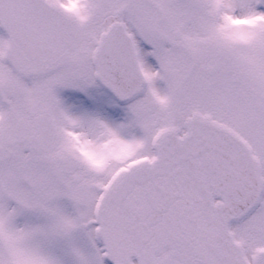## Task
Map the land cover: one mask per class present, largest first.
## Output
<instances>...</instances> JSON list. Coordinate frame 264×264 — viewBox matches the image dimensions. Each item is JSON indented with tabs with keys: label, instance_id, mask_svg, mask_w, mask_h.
<instances>
[{
	"label": "snow or ice",
	"instance_id": "1",
	"mask_svg": "<svg viewBox=\"0 0 264 264\" xmlns=\"http://www.w3.org/2000/svg\"><path fill=\"white\" fill-rule=\"evenodd\" d=\"M0 264H264V0H0Z\"/></svg>",
	"mask_w": 264,
	"mask_h": 264
}]
</instances>
